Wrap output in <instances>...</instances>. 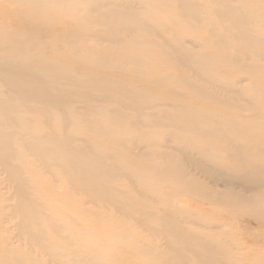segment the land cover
<instances>
[{
  "label": "rangeland",
  "instance_id": "obj_1",
  "mask_svg": "<svg viewBox=\"0 0 264 264\" xmlns=\"http://www.w3.org/2000/svg\"><path fill=\"white\" fill-rule=\"evenodd\" d=\"M1 67L0 264H264V0H0Z\"/></svg>",
  "mask_w": 264,
  "mask_h": 264
},
{
  "label": "bare ground",
  "instance_id": "obj_2",
  "mask_svg": "<svg viewBox=\"0 0 264 264\" xmlns=\"http://www.w3.org/2000/svg\"><path fill=\"white\" fill-rule=\"evenodd\" d=\"M248 50H249V48H248ZM0 71H2L3 73L7 72V71L3 70L2 67H1ZM28 77H29V80H28V85H27L26 89H23V86H15L13 84L7 83L5 94L9 93V91H11L13 93H21L22 91H24L21 94V97H25V98L32 97V99H36L37 97H40L42 95L50 94L49 92L43 91L42 89H40L38 86H36L34 84L35 78L33 75H31V76L28 75ZM0 91H1V89H0ZM1 93L2 92H0V135L3 134L2 129H7L9 127L15 128L18 125H22V127H23V124H24V123L18 122L17 119L12 114L14 112V107L11 104H12V100H15V99H13V97L8 96L6 94L7 99L5 100L6 97L2 96ZM31 101L32 100H26L23 102V104H27V102L30 103ZM17 105H19V102ZM22 112L25 115L26 114H28L29 116L33 115L34 117H37V118L39 117V120L42 119L43 121H45V115H43L38 108H32V107L27 106L22 110ZM30 120H32V119H30ZM32 121H36V119H34ZM15 133L20 136L19 140L15 141L17 143H20V145H19V146H21L20 148L30 151L35 157L45 155L48 157V159H55V160H59L60 162H62V166L64 167V170H66V172L68 173L72 182H76V184H79L78 187L83 189L84 192H86L87 189H90V191H91V189L94 188L95 182H91L90 180H87L85 177V173L88 172V174H89L91 172V170L94 168V165L91 162H90L88 168L85 167V159L84 158H82V157L77 158V156L75 157L72 153H70L71 149L69 147L63 146L59 143H53L50 146L42 148V149L32 150L31 147L33 146V144H35V141L31 140V139L28 140L25 137V135L20 134L19 132H15ZM62 141H60V142H62ZM12 146L13 145H11L9 142H6L4 140H0V166L2 167L1 169L4 171V173H6V177L10 179L9 180L10 183L13 184L15 181L14 191L17 194V192L22 191V184L20 182H16V180H15L16 176L15 175L12 176V173H11L12 171L7 164L8 158L11 157L8 150ZM6 181H8V179ZM23 200H25V199H23ZM18 205H20V204H18ZM27 208H28V210L30 209L28 211L29 213L27 212V214H29L30 221H34V222L37 221L36 219H38V217L36 215L33 217L32 216L33 212L31 211V210H35V208L31 207L30 205H27ZM23 215H25V214L23 213ZM26 216L27 215H25L23 217H26ZM42 216H43V214H42ZM182 241H183L182 244H184V245L187 243V242H185V240H182ZM38 246L40 247V249L43 252H45L46 250L49 249L46 246V244H40L39 243ZM50 251H51V249H50ZM211 261H212V259L209 256H206L204 259L199 260V262L201 264H206L205 262H208V264H210Z\"/></svg>",
  "mask_w": 264,
  "mask_h": 264
}]
</instances>
